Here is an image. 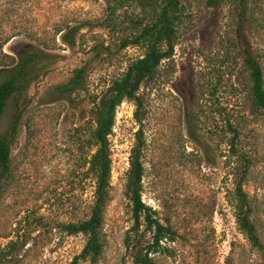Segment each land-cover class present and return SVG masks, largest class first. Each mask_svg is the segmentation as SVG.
Listing matches in <instances>:
<instances>
[{
    "label": "rangeland",
    "instance_id": "1",
    "mask_svg": "<svg viewBox=\"0 0 264 264\" xmlns=\"http://www.w3.org/2000/svg\"><path fill=\"white\" fill-rule=\"evenodd\" d=\"M182 1L173 68L142 88V125L132 101L117 109L109 136L112 183L104 252L97 263L79 264H135L128 242L137 237L125 183L141 128L143 201L175 231L174 241L165 239L164 248L151 254L155 264H264V250L254 248L239 229L233 205L242 180L264 245V115L247 96L242 45L232 47L241 22L264 69V0ZM15 4L21 9L10 19L34 26L49 41L45 49L51 55L22 97L25 113L13 145L12 174L0 189V264H72L86 237L68 235L59 226L88 217L94 200L95 180L85 173L95 151L88 143L95 128L91 109L110 80L144 53L140 46L120 49L143 6L134 2L110 16L107 0H0V16ZM86 20L91 25L82 28L75 48L56 34L57 26ZM21 42L32 43L17 36L4 52L14 54ZM81 67L87 68L84 89L62 92L59 87ZM15 101L0 120V133L13 120ZM229 121L241 132L237 153ZM18 239L27 245L7 260L3 251Z\"/></svg>",
    "mask_w": 264,
    "mask_h": 264
},
{
    "label": "trees",
    "instance_id": "2",
    "mask_svg": "<svg viewBox=\"0 0 264 264\" xmlns=\"http://www.w3.org/2000/svg\"><path fill=\"white\" fill-rule=\"evenodd\" d=\"M107 1L110 4V16L116 14L118 9L134 2L138 6H143V16L132 21L133 30L129 35L121 38L120 49L140 46L144 48V53L129 65L127 71L110 80L101 102H95L91 109V119L95 128L88 138V143L91 149L95 148V151L86 159L85 164L88 169L85 173L95 180L94 200L90 205L88 217L74 222L61 223L59 226L68 235L82 234L86 237L85 246L72 264H79L81 261L97 263L104 252V214L110 200L112 183V151L109 136L116 124L117 109L124 101H132L136 106L135 117L142 125L146 115L142 88L158 78L164 69L173 68L171 63L178 41L177 29L185 9L182 0ZM218 1L210 0L209 2L215 5ZM247 1L241 0L242 3ZM20 9L15 4L11 9L5 8L0 16V120L11 100L16 98V112L13 120L10 126L0 133V189L12 174L13 145L18 137L25 113L22 102L23 94L39 78L45 62L51 55L47 51L50 47L49 41L43 38L34 26L10 19L13 14H18ZM107 23L114 25L115 21L107 19ZM85 25L90 26L91 22L86 20L76 25L57 26L56 34L60 35L63 42L70 48H75L78 34ZM243 28V24L239 22L237 38L232 47L237 46L236 42L242 45L239 53L244 58L247 96L251 106L264 115V69L259 57L253 52ZM17 36H26L32 43L17 44L14 54L4 52L5 45ZM86 75V67L75 69L69 82L60 86L59 89L65 93L84 89ZM229 126L235 132L232 147L237 153V139L241 132L230 121ZM137 136L136 145L131 151L130 168L125 183L126 194L132 204L133 229L137 240L131 241L129 238L128 247L132 249L135 264H155L151 254L164 248L162 243L165 239L174 241L175 231L156 218L155 210L143 201L145 139L142 128ZM233 205L239 229L254 248L264 250L257 225L252 218L250 198L244 190L242 180L236 184ZM148 234L151 235L150 239L140 245L141 240ZM26 245V239L11 241L7 249L3 251L5 258L14 259L16 252L24 249Z\"/></svg>",
    "mask_w": 264,
    "mask_h": 264
}]
</instances>
